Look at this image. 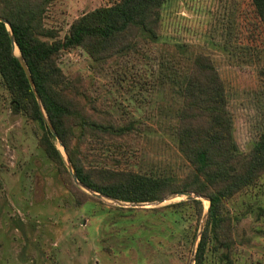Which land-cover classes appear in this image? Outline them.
Returning <instances> with one entry per match:
<instances>
[{
	"label": "rangeland",
	"instance_id": "rangeland-1",
	"mask_svg": "<svg viewBox=\"0 0 264 264\" xmlns=\"http://www.w3.org/2000/svg\"><path fill=\"white\" fill-rule=\"evenodd\" d=\"M113 1L52 0L45 22L65 32L77 15ZM159 33L158 42L112 61L98 75L80 49L62 51L59 64L94 82L115 114L142 122L141 134L130 139L136 170L182 176L190 164L175 127L185 76L195 57L209 58L226 91L235 146L248 151L264 125V30L251 1L169 0ZM37 139L36 125L14 111L0 82V264H194L198 233L191 245L190 230L176 232L174 217L160 215L166 210H145L183 195L139 206L105 197L75 206ZM228 208L235 225L232 263L224 250H210L205 263L264 264V175Z\"/></svg>",
	"mask_w": 264,
	"mask_h": 264
},
{
	"label": "trees",
	"instance_id": "trees-1",
	"mask_svg": "<svg viewBox=\"0 0 264 264\" xmlns=\"http://www.w3.org/2000/svg\"><path fill=\"white\" fill-rule=\"evenodd\" d=\"M168 1L114 0L77 15L62 32L45 22L52 0H0V16L10 25L9 31L0 21V82L14 111L36 125L37 146L54 165L75 206L102 202L73 182L57 137L77 180L102 196L137 203L181 192L206 197L208 212L196 242L194 264H206L210 250H224L222 256L232 263L230 255L236 239L228 202L264 175V125L248 151L237 150L226 91L211 60L195 57L185 76L183 103L175 127L179 149L190 164L182 176L136 170L130 139L141 134L142 122L125 112L115 114L96 92L94 82L79 71L66 73L58 60L62 51L80 49L98 75L112 61L160 40L162 8ZM250 1L264 30V0ZM10 32L40 102L12 53ZM45 116L57 137L51 133ZM100 208L102 213L104 208ZM145 210H166L160 215L163 219L174 217L176 232L190 230L191 245L205 211L199 198Z\"/></svg>",
	"mask_w": 264,
	"mask_h": 264
},
{
	"label": "water",
	"instance_id": "water-1",
	"mask_svg": "<svg viewBox=\"0 0 264 264\" xmlns=\"http://www.w3.org/2000/svg\"><path fill=\"white\" fill-rule=\"evenodd\" d=\"M0 21H1V22H4V23L6 24V26L8 27L9 31H10V25H9L8 21H7L5 18L1 17V16H0ZM10 39H11V44H12V53H13V55H15V56L18 58V60H19V62H20V65H21V67H22V69H23V71H24V73H25V75H26V77H27V79H28V82H29V84H30V86H31V88H32V91H33V93H34V95H35L37 101L40 102L39 96H38V94H37V92H36V90H35V86H34V83H33L32 77H31V74H30V72H29V69H28V67H27V65H26V63H25L23 57L21 56L19 50H18V54H16V53L14 52V46H16V44H15L14 41H13V37H12L11 32H10ZM16 47H17V46H16ZM17 49H18V48H17ZM45 117H46L47 125H48V127H49L51 133H52L55 137H57V134H56V132H55V130H54V128H53V126H52L50 120L47 118V116H45ZM57 140H58V144L62 147V151H61L59 148H58V149L60 150L61 154L64 156V160H65V163H66V167H67V169H68V171H69V173H70V175H71V177H72L73 182L76 183L77 185H79V186H80L82 189H84L85 191L89 192L90 194H92V195H94V196H96V197H98V198L105 197V196H102L101 194H99V193H97V192H94V191L88 189L87 187H85L84 185H82V184L77 180L76 172H75L74 168L72 167V165H71V163H70L68 157L66 156V153H65L64 147H63L61 141L58 139V137H57ZM174 195H183V196L185 197V199L199 198V199H201V200H207V201H208V204H209V200H208L206 197H204L203 195H200V194H198V193H192V192H181V193H176V194H174ZM105 198H108V197H105ZM108 199H111V198H108ZM111 200H113V201H115V202H117V203H119V204H124V205L127 204V205H131V206H139V205L149 204V203H145V202H144V203H137V202H123V201H119V200H116V199H111ZM164 200H165V198L158 199L155 203H161V202H163ZM208 206H209V205H208ZM208 206L206 207V209H204L205 211H204V214H203V216H202L201 223H200V226H199L198 236L200 235V233H201V231H202V229H203V225H204V221H205V218H206V214H207V212H208ZM195 248H196V247H195ZM195 248H194V249L192 250V252H191V259H190L191 262H194Z\"/></svg>",
	"mask_w": 264,
	"mask_h": 264
},
{
	"label": "bare ground",
	"instance_id": "bare-ground-1",
	"mask_svg": "<svg viewBox=\"0 0 264 264\" xmlns=\"http://www.w3.org/2000/svg\"><path fill=\"white\" fill-rule=\"evenodd\" d=\"M14 52H16V54H18V49L16 46H14ZM60 146V145H59ZM61 147V146H60ZM62 148V147H61Z\"/></svg>",
	"mask_w": 264,
	"mask_h": 264
}]
</instances>
